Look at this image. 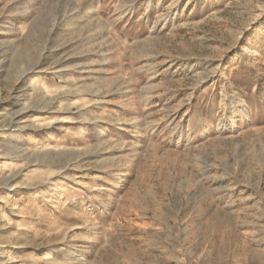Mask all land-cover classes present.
Wrapping results in <instances>:
<instances>
[{"label":"rangeland","instance_id":"374dc122","mask_svg":"<svg viewBox=\"0 0 264 264\" xmlns=\"http://www.w3.org/2000/svg\"><path fill=\"white\" fill-rule=\"evenodd\" d=\"M0 264H264V0H0Z\"/></svg>","mask_w":264,"mask_h":264},{"label":"bare ground","instance_id":"6f19581e","mask_svg":"<svg viewBox=\"0 0 264 264\" xmlns=\"http://www.w3.org/2000/svg\"><path fill=\"white\" fill-rule=\"evenodd\" d=\"M67 89V88H66ZM71 89V88H70ZM41 91V90H40ZM70 91V90H69ZM60 92V91H59ZM57 94V93H56ZM42 102V101H41ZM21 112H18L16 115H18V117L16 119H13V122L16 123V126H19V124L17 123V121L20 120L21 116H20ZM15 128V127H14ZM19 128V127H18ZM17 131V130H16ZM65 155H67L66 152H64V150L62 149L61 145H56L55 147H53L52 149H50L48 152H46L44 155H38L37 159H40L39 161H41L42 163H45V161L48 160H57V159H62ZM71 156V155H69ZM66 157V156H65ZM64 159V158H63ZM70 159V158H69ZM75 160V159H74ZM47 164V163H45ZM51 166V165H50ZM52 166H56V164L52 165ZM27 219V218H26ZM26 223V222H25Z\"/></svg>","mask_w":264,"mask_h":264}]
</instances>
